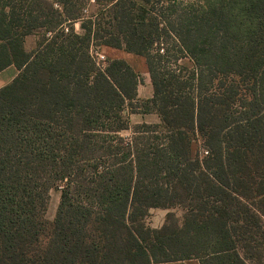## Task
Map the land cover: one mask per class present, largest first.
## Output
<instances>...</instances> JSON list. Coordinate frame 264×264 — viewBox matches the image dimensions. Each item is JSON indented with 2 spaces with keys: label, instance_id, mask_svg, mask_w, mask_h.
Masks as SVG:
<instances>
[{
  "label": "trees",
  "instance_id": "obj_1",
  "mask_svg": "<svg viewBox=\"0 0 264 264\" xmlns=\"http://www.w3.org/2000/svg\"><path fill=\"white\" fill-rule=\"evenodd\" d=\"M88 2L0 0V72L18 71L0 87V264H264V0H93L83 20ZM99 47L144 58L152 97ZM179 57L186 74L156 66Z\"/></svg>",
  "mask_w": 264,
  "mask_h": 264
},
{
  "label": "rangeland",
  "instance_id": "obj_2",
  "mask_svg": "<svg viewBox=\"0 0 264 264\" xmlns=\"http://www.w3.org/2000/svg\"><path fill=\"white\" fill-rule=\"evenodd\" d=\"M153 1L155 2V9H157L158 12H162V13L166 14L165 13L166 11L164 10V8H166V6L168 5V3H167L168 0H152V3H154ZM179 1L186 2L187 0H179ZM84 8L87 9V15L86 16H89L91 14H95L96 10L99 8V6H96L95 2H90L89 1L88 3H85ZM86 16H85V18L83 20H86ZM75 23H77V22H73L71 24L70 28H71V30L74 33L80 34L81 30L79 28V23H77L78 26H76V27L73 26V24H75ZM66 26H67V29L69 31V26L70 25L68 26V24H67ZM50 36H52L51 33H50ZM50 36L48 35L47 38H50ZM38 38H39V36L35 35V39L33 38L32 39L33 41H31V43H29L28 46L29 47L32 46V49H33L35 44H36V42L39 40ZM162 42L164 43V47L165 48L174 49V47L172 46L173 44L170 42V40L166 39L165 41L162 40ZM29 50H31V48H29ZM94 50L97 51L98 53H100V51H98L97 48H92V51H94ZM101 53H102V55H104L105 59H107V57H109V58L112 57L110 54H107L105 52L101 51ZM171 53H174V52H171ZM172 60H174V59H172ZM172 62H175V61L163 59L162 63L160 65H156V66L160 70V72H164V71H167L169 69L174 74H178V71L175 70L174 68L183 69V71L185 69H187V70H185V74H186L187 71H189V69H191V67H190L191 64L189 63V61L185 57H183V58L179 57L175 63H172ZM143 63H144V61H143ZM103 65H105V63ZM9 72H5V73L0 75V85L7 81ZM146 72L145 73H141V72L136 73L137 81L140 82V84H141L140 85L141 95H143L144 92H145V90L143 88V85L145 84L144 82H146V79L148 78ZM129 118H130L129 124L131 126H133L135 124H138V123H141V121H140L141 117L140 116L130 115ZM148 118L149 119L146 118L145 122H148V123H152V122H155V121L158 122L157 119H156L157 117H155V116H151V117L148 116ZM129 135H130V133L128 131H125V132L121 133V136H124L125 138H128ZM192 146H193L192 147L193 148L192 152L198 150V146L197 145L193 144ZM58 203H59V191L57 189H51L48 192V202H47L46 209H45V212H44V218H45L46 221L50 222V221L53 220L55 212L57 210ZM167 212H168L167 210H163V209H150L148 214H147V216L144 219L145 225L150 227V228H155V229L160 228L162 226L163 222H164V219H165V216H166ZM173 213L178 218L181 215L180 211L177 210V209L173 210ZM189 264H192V263H189ZM193 264H196V263H193Z\"/></svg>",
  "mask_w": 264,
  "mask_h": 264
},
{
  "label": "crops",
  "instance_id": "obj_3",
  "mask_svg": "<svg viewBox=\"0 0 264 264\" xmlns=\"http://www.w3.org/2000/svg\"><path fill=\"white\" fill-rule=\"evenodd\" d=\"M47 1L53 2L54 0H47ZM77 23L73 24V26H75V27L78 26ZM33 38L35 39V35H30V36L25 37L24 49L26 51H30L29 48H31V50H32V46L29 47L28 45H29V43H31V41H33L32 40ZM97 49H98V51H100V53L102 51V52H105V53L110 54L112 56L110 58L107 57V59H121V60L125 61L131 67V69L134 71L135 74L139 73V72L145 73L147 71L146 70V64H144L145 60H144V58H142L140 56H137V55H134L131 53H127V52H124L122 50H115V49L106 48V47H99ZM143 61H144V63H143ZM5 72H9L8 79L5 83H2L0 85V87L9 83L18 73L17 69L14 66L7 67L6 69H4L3 71L0 72V75L5 73ZM144 83L145 84L143 85V88H144L145 92L143 95H141V90H140L141 84H140V82L137 83V86H136V100L137 101L148 100L152 97V87H151V84H150V81L148 80V78L146 79V82H144ZM130 115L140 116L141 117L140 118L141 123H147V124H157L158 123L156 121L152 122V123L145 122L146 118L149 119L148 116L149 117L155 116V117H157L156 118L157 121H159L158 116L155 113H148V114H141V113H133L132 114V113H129L127 115L128 121L130 120V118H129ZM189 263L198 264V262L196 260H189V261L185 262V264H189Z\"/></svg>",
  "mask_w": 264,
  "mask_h": 264
},
{
  "label": "built area",
  "instance_id": "obj_4",
  "mask_svg": "<svg viewBox=\"0 0 264 264\" xmlns=\"http://www.w3.org/2000/svg\"><path fill=\"white\" fill-rule=\"evenodd\" d=\"M89 1H90V2H93V0H89ZM54 8L58 9V5L54 4ZM82 14H83L84 16L87 15V9H86V8H84V9L82 10ZM61 30H62L65 34L68 32L67 26H66L65 24L62 25ZM46 35H47V36H48V35L50 36V33H47ZM91 56L93 57V59H94L96 65H97L98 67H100V68H103V66H104L103 64H104L105 61H106L105 57H104L102 54H100V53H98L97 51H95V50H94V51L91 50Z\"/></svg>",
  "mask_w": 264,
  "mask_h": 264
}]
</instances>
